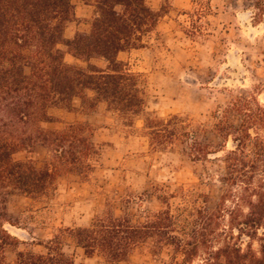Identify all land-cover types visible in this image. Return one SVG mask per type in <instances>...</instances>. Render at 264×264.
I'll return each mask as SVG.
<instances>
[{"label": "trees", "instance_id": "trees-1", "mask_svg": "<svg viewBox=\"0 0 264 264\" xmlns=\"http://www.w3.org/2000/svg\"><path fill=\"white\" fill-rule=\"evenodd\" d=\"M81 1L94 9L90 28L66 40L63 32L74 16L72 0H0V210L14 192L28 197L46 194L62 169L78 175L92 169L97 148L86 125L44 129L40 124L50 121V107L68 105L76 97L82 105L88 101L90 108L104 102L124 126L139 124L155 147L184 144L193 160L224 151L220 181L225 189L214 210L193 209L188 212L191 219L181 211L173 213L169 205L141 223L127 216L96 218L71 231L85 255L98 253L105 264H115L152 239L155 245L173 246L183 264L199 252L203 264H264V106L254 95H240L215 111L211 128L222 144L214 150L202 140L204 123L194 124L177 114L159 118L145 113L140 75L127 69L117 54L144 46L160 11L146 0ZM60 43L86 66L65 62ZM92 58H102L105 67L93 64ZM228 141L232 147L225 149ZM35 144L50 151L51 163L38 167L30 160H12L14 152ZM1 231L0 264H8L2 249L10 243L7 240L17 239ZM15 264L74 263L48 248L44 253L18 252Z\"/></svg>", "mask_w": 264, "mask_h": 264}, {"label": "rangeland", "instance_id": "rangeland-1", "mask_svg": "<svg viewBox=\"0 0 264 264\" xmlns=\"http://www.w3.org/2000/svg\"><path fill=\"white\" fill-rule=\"evenodd\" d=\"M74 4V0H72ZM161 17L144 46L120 51L117 59L140 75L145 92V113L159 118L177 114L194 124L204 123L202 140L211 150L222 144L212 131L214 112L237 96L254 95L264 106V0H146ZM91 18H75L66 24L64 37L87 32ZM79 28V30H78ZM58 48L69 64L85 67L65 43ZM105 67L102 58L90 60ZM80 98L48 109L44 129H61L81 123L92 132L97 154L85 175L64 169L46 194L9 195L0 210V237L5 230L17 241L7 240L3 254L15 264L18 252L60 251L74 264H105L95 253L86 256L71 231L89 226L96 218L127 216L134 223L170 206L173 213L191 219L188 212L206 207L214 210L225 185L220 157L224 151L193 160L184 144L164 148L151 145L139 124L124 126L104 102L90 108ZM2 113L0 112V117ZM143 117L142 115L140 116ZM22 126V125H21ZM21 126L19 129H21ZM21 133V131L19 132ZM232 147L231 141L225 149ZM14 161H32L43 167L52 162L41 144L21 148ZM232 208L230 201L226 202ZM228 224V218L223 221ZM244 237L243 243L247 242ZM257 247V242H253ZM199 252L187 264H203ZM173 246L155 245L152 239L136 245L124 261L115 264H183Z\"/></svg>", "mask_w": 264, "mask_h": 264}, {"label": "crops", "instance_id": "crops-1", "mask_svg": "<svg viewBox=\"0 0 264 264\" xmlns=\"http://www.w3.org/2000/svg\"><path fill=\"white\" fill-rule=\"evenodd\" d=\"M94 13V9L91 5L85 4L81 0H74V16L75 18H79V16H83V18H92ZM79 30V28H78Z\"/></svg>", "mask_w": 264, "mask_h": 264}]
</instances>
